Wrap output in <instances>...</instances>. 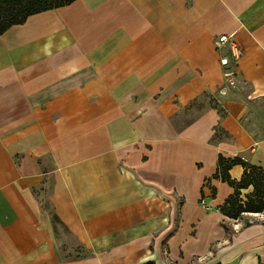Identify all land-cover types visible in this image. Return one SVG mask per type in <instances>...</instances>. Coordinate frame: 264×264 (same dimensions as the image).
Here are the masks:
<instances>
[{"label":"crops","instance_id":"1","mask_svg":"<svg viewBox=\"0 0 264 264\" xmlns=\"http://www.w3.org/2000/svg\"><path fill=\"white\" fill-rule=\"evenodd\" d=\"M222 57L264 97V0H74L1 33L0 264H170L163 241L175 264H264V223L230 235L212 178L219 153L264 170V138L214 108L173 123ZM49 210L85 254L63 255Z\"/></svg>","mask_w":264,"mask_h":264},{"label":"rangeland","instance_id":"2","mask_svg":"<svg viewBox=\"0 0 264 264\" xmlns=\"http://www.w3.org/2000/svg\"><path fill=\"white\" fill-rule=\"evenodd\" d=\"M223 70L227 75V79L222 84V86L215 91H204L198 99L191 101L189 104L181 108V110L173 116V123L175 125V128H182L191 121L195 120L202 112H204L208 108H214L217 109L218 113L221 116L227 113L238 114L239 120L243 127L247 130V132H249V134L255 140L263 139L264 97L258 99H249V96L252 93V88L243 78L234 73L233 62L228 61V63L223 66ZM213 136L215 138L214 142L220 140H231L230 135L225 130H223L220 125H215L213 127ZM242 154L245 155V157L249 156V153L246 152ZM242 193H245V190L242 191ZM41 200L44 206L51 208L45 195L41 197ZM263 217L264 213L256 216L244 215L241 216L239 220L228 219L227 223L230 226V230L228 231V233L232 235L241 232L245 228L243 226L246 222L250 223L249 225L255 223H264ZM209 221L212 222L214 226H216V219L214 217H211ZM55 232L57 233L59 238H61L60 248L64 256L74 254L82 255L86 253V251L75 242L73 237L69 235L64 227L59 223L55 224ZM163 246H165V249L168 252L167 245L165 241H163V243L159 247V258H162L164 254ZM215 246L219 247L222 246V244L217 245V243H215ZM204 258L205 259L203 262L207 261L209 257L206 256ZM167 262L169 263L170 261L168 260Z\"/></svg>","mask_w":264,"mask_h":264},{"label":"trees","instance_id":"3","mask_svg":"<svg viewBox=\"0 0 264 264\" xmlns=\"http://www.w3.org/2000/svg\"><path fill=\"white\" fill-rule=\"evenodd\" d=\"M74 0H0V34L13 24L22 23L34 13L47 9L67 5ZM214 136L211 141L214 142ZM240 164L243 168L238 180L232 179L229 169ZM212 178L220 179L233 188L223 203L218 207L225 217L223 227L229 231L227 220H239L241 216L261 213L264 211V170L261 166L251 163L245 155L224 156L219 153L217 166ZM211 194L215 196V188L210 187ZM245 190V193L242 191ZM50 219L55 226L61 224L57 215L49 210ZM227 219V220H226ZM250 223L246 222L243 227Z\"/></svg>","mask_w":264,"mask_h":264},{"label":"built area","instance_id":"4","mask_svg":"<svg viewBox=\"0 0 264 264\" xmlns=\"http://www.w3.org/2000/svg\"><path fill=\"white\" fill-rule=\"evenodd\" d=\"M215 44H216V46L217 47H221V48H226V49H228V50H230V51H232V54L234 55V56H236V54H237V52L236 51H234V49H235V40H234V38H233V36L231 35V34H222V35H220V36H218L216 39H215ZM227 62H228V59H227V57H222L221 58V63L224 65V64H227ZM264 212V211H263ZM262 213V212H261ZM260 213V214H261ZM252 215H254V214H252ZM259 215V214H258ZM218 245V244H217ZM163 249H164V254H163V256H162V259L165 261V262H167L169 259H168V252L166 251V249H165V246H163ZM204 257H206V256H204ZM204 257H201V256H199V257H197L196 259H195V261H193V262H203L204 261ZM155 259H156V257L155 258H153L152 260H154L155 261ZM170 264H171V262H169Z\"/></svg>","mask_w":264,"mask_h":264},{"label":"bare ground","instance_id":"5","mask_svg":"<svg viewBox=\"0 0 264 264\" xmlns=\"http://www.w3.org/2000/svg\"><path fill=\"white\" fill-rule=\"evenodd\" d=\"M254 215H258L259 213H253Z\"/></svg>","mask_w":264,"mask_h":264}]
</instances>
